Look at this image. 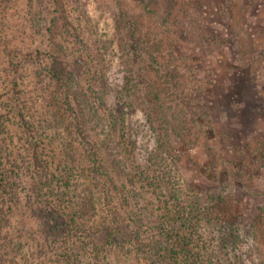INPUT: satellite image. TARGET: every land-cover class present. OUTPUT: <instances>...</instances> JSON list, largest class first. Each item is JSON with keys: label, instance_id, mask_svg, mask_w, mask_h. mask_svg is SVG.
I'll list each match as a JSON object with an SVG mask.
<instances>
[{"label": "trees", "instance_id": "obj_1", "mask_svg": "<svg viewBox=\"0 0 264 264\" xmlns=\"http://www.w3.org/2000/svg\"><path fill=\"white\" fill-rule=\"evenodd\" d=\"M59 11L48 30L47 76L55 93L44 77L37 81L50 94L44 108L20 88L23 62L8 61L11 90L7 105L0 103V264H264V223L254 215L222 216V194L200 195L185 179L182 153L170 138L172 132L183 139L186 150L199 140L194 129L204 121L196 124L197 116L206 113L199 97L214 83L194 81L184 60L165 73L133 32L120 57L124 81L112 85V61L103 52L94 62L100 39L87 14L78 17V28ZM118 17L134 23L124 8ZM58 18L76 28L87 67L80 68L79 56L67 60L57 41ZM43 53L30 51L24 59ZM143 56L163 74L149 85L130 62ZM254 56L264 64V51ZM11 116L20 144L6 125Z\"/></svg>", "mask_w": 264, "mask_h": 264}, {"label": "rangeland", "instance_id": "obj_2", "mask_svg": "<svg viewBox=\"0 0 264 264\" xmlns=\"http://www.w3.org/2000/svg\"><path fill=\"white\" fill-rule=\"evenodd\" d=\"M29 1L0 0L2 107L7 105L6 97L11 90L10 59L23 62L19 65L23 74L20 88L28 93L27 99L35 107L44 108L46 97L55 93L47 76L49 52L53 50L48 30L54 25L50 20L60 9L67 11L78 28V17L87 14L86 19L91 20L100 39L96 46L99 56L93 61L100 59L103 52L112 61L108 70L112 85L124 81L120 57L135 32L141 46L153 51L165 73L184 60L196 72L194 81L214 83L208 82L205 93L199 97L206 112L197 116L200 119L196 124L204 121L203 126L198 124L197 130L194 129L199 140L193 145L189 143L186 150L184 140L171 132L175 150L182 153L180 169L185 179L200 195L221 193L225 199L219 211L222 216L254 215V221L258 218L264 223V64L254 61L256 52L264 51V0H35L32 15L28 14ZM121 8L128 11L133 25L117 21ZM56 23L60 26L57 41L67 60L79 56L80 68L87 67V59L78 52L82 48L75 37L76 28L70 25L68 30L64 18L56 19ZM157 45L162 47L161 52L157 51ZM39 50L44 51L43 55L25 61L27 53L33 51L36 55ZM154 61L147 56L130 58L132 69H139L136 74L142 81L146 78L147 85L162 74L156 70L158 64ZM42 77L47 89L48 85L51 88L50 94L37 82ZM59 92L61 88L56 93ZM136 118L145 119L142 114ZM10 120L15 124H9ZM10 120L6 125L20 144L15 116ZM259 244L264 253V235Z\"/></svg>", "mask_w": 264, "mask_h": 264}]
</instances>
